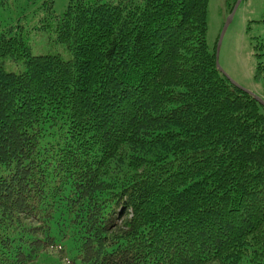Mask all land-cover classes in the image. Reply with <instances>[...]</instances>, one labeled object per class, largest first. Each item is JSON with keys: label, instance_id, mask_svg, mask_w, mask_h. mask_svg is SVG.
Returning a JSON list of instances; mask_svg holds the SVG:
<instances>
[{"label": "trees", "instance_id": "trees-1", "mask_svg": "<svg viewBox=\"0 0 264 264\" xmlns=\"http://www.w3.org/2000/svg\"><path fill=\"white\" fill-rule=\"evenodd\" d=\"M28 1L70 56L0 24V264H264V106L209 0Z\"/></svg>", "mask_w": 264, "mask_h": 264}, {"label": "rangeland", "instance_id": "rangeland-1", "mask_svg": "<svg viewBox=\"0 0 264 264\" xmlns=\"http://www.w3.org/2000/svg\"><path fill=\"white\" fill-rule=\"evenodd\" d=\"M69 2L70 0H54V10L58 16L65 13ZM40 4L41 2L38 3ZM36 8L28 0H8V4L0 8V24L4 27L24 28L34 55L60 54L63 58H69V52L56 41L52 30L38 29L44 10L36 11ZM228 17L226 0H209L207 42L211 51L218 44ZM260 41L264 42V0H242L225 32L218 63L224 76L232 84L263 100L264 80L257 72L255 51ZM4 67L6 71L15 73L25 69L23 62H15L9 58L5 60Z\"/></svg>", "mask_w": 264, "mask_h": 264}, {"label": "water", "instance_id": "water-1", "mask_svg": "<svg viewBox=\"0 0 264 264\" xmlns=\"http://www.w3.org/2000/svg\"><path fill=\"white\" fill-rule=\"evenodd\" d=\"M241 1H242V0H238V1H237V3L235 4V6H234V8H233V11H232L231 14L229 15V17H228V19H227V21H226V23H225V25H224V27H223V30H222V32H221V35H220V38H219V41H218V47L221 46L222 41H223V38H224V35H225V32H226L228 26L230 25V23H231V21H232L234 15H235V13H236L238 7H239ZM261 103L263 104L262 101H261Z\"/></svg>", "mask_w": 264, "mask_h": 264}, {"label": "bare ground", "instance_id": "bare-ground-1", "mask_svg": "<svg viewBox=\"0 0 264 264\" xmlns=\"http://www.w3.org/2000/svg\"><path fill=\"white\" fill-rule=\"evenodd\" d=\"M221 47V46H220ZM220 47H218V44H217V47H216V66H217V68L219 69V71L223 74V72H222V70L220 69V66H219V63H218V57H219V52H220ZM224 75V74H223ZM226 77V76H225ZM240 88V87H239ZM242 89V88H241ZM244 90V89H243ZM244 91H246V90H244ZM246 92H248V91H246ZM248 93H250V92H248ZM250 94H252V93H250ZM253 95V94H252ZM256 97V99H257V101L260 103V104H262L261 103V101L263 102V106H264V101L260 98V97H258V96H255Z\"/></svg>", "mask_w": 264, "mask_h": 264}]
</instances>
